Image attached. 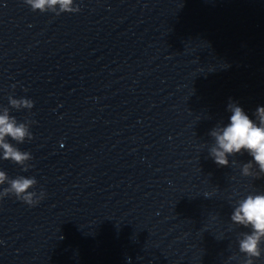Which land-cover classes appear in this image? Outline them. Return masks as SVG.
<instances>
[{
	"label": "clouds",
	"instance_id": "obj_1",
	"mask_svg": "<svg viewBox=\"0 0 264 264\" xmlns=\"http://www.w3.org/2000/svg\"><path fill=\"white\" fill-rule=\"evenodd\" d=\"M32 11L48 12L56 15L61 13H76L80 9L74 6V0H24ZM9 104L15 109H31L33 101L26 98L16 99L9 96ZM228 109L231 111L230 123L227 126L213 129L210 135L214 138L215 144L211 147L209 154L215 163L220 166L229 164L228 156L247 151L253 158L259 171H253V162L249 161L242 167L244 176L259 178L264 174V107L256 110V120L254 122L236 103L230 102ZM34 121L18 123L10 116L9 109L4 108L0 112V158L10 160L15 164L21 165L23 170L31 166L28 162L32 159L29 152L21 151L6 138L10 137L18 144L26 139L31 140L32 133L29 125ZM7 183L9 186L0 191V199L5 196L14 195L18 200L29 206H35L45 193L30 191L37 185L34 177L17 176L10 179L6 172L0 170V185ZM232 222L250 227V233H243L239 241V250L247 256L244 264H253V258L261 256V243L264 241V193L250 194L238 202L231 216Z\"/></svg>",
	"mask_w": 264,
	"mask_h": 264
}]
</instances>
